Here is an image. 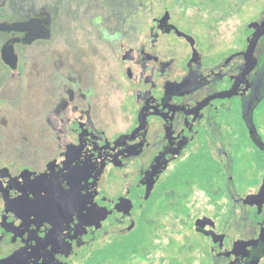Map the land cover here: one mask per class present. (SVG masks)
<instances>
[{
	"label": "flooded vegetation",
	"instance_id": "flooded-vegetation-1",
	"mask_svg": "<svg viewBox=\"0 0 264 264\" xmlns=\"http://www.w3.org/2000/svg\"><path fill=\"white\" fill-rule=\"evenodd\" d=\"M93 1L0 0V262L32 233L45 235L29 216L35 206L54 205L99 208L58 251L62 263L89 260L142 222L154 254L166 226L151 210L157 189L166 196L171 177L198 172L207 153L221 177L212 187L225 198L210 199L211 215L193 219L200 241L184 249L189 264H264V149L244 118L251 110L244 103L256 94L245 88L264 66V12L243 42L212 57L215 47L182 29L167 5ZM77 22L91 29L83 35ZM263 102L253 110L264 140ZM243 140L252 146L244 168L236 149ZM104 154L111 159L93 187V159L103 162ZM167 158L153 181L148 174ZM171 259L170 252L138 264Z\"/></svg>",
	"mask_w": 264,
	"mask_h": 264
},
{
	"label": "rangeland",
	"instance_id": "rangeland-1",
	"mask_svg": "<svg viewBox=\"0 0 264 264\" xmlns=\"http://www.w3.org/2000/svg\"><path fill=\"white\" fill-rule=\"evenodd\" d=\"M49 1V0H46ZM141 3H153L156 11H163L164 6L173 15L178 25L185 30L192 32L194 35L201 37L212 49L210 56L219 55L228 51L229 47L237 46L244 41L247 30H254V25L257 24L259 16L264 12V0H136ZM109 3V0H94L92 5H100ZM142 9V8H141ZM92 20L95 22L97 18L94 16ZM77 26L82 28V34L91 27L85 22L78 23ZM93 35L95 31L92 27ZM255 31V30H254ZM203 46L207 45L204 41ZM261 107H264V102ZM264 112V110H262ZM264 124V120H263ZM264 130V125L262 126ZM237 151L241 156L237 163L244 168L250 163V156L245 151L252 150L249 142L238 141L236 143ZM203 164L199 167L198 172L188 173L180 171L171 177V181L167 183L169 187V198H166L164 187L161 186L156 191V196L153 199V207L151 210L156 216H162V221L166 226L157 234L155 242L159 243L154 254L140 260L133 258L123 264H138L140 262H151L152 260L165 259L164 246L172 240L176 245L171 250V264H189L192 257L185 254V248L188 250L190 246L194 247L198 244L200 237L195 233V228L192 229L193 219L203 212L211 215V207L208 205L210 199H224L222 192H215L212 187L213 182L219 187V165L214 162L207 153L204 154ZM209 157V158H208ZM245 179L242 177L237 183L238 189H243ZM209 182H211L209 184ZM173 192L176 197H173ZM150 210V211H151ZM149 211V212H150ZM188 215L186 222L180 221L183 216ZM154 227H152L153 229ZM157 228V227H156ZM155 228V229H156ZM147 230V226L140 223L137 228L128 237H124L118 244L125 246H135L139 239H142L143 234ZM112 247V246H111ZM109 249V248H108ZM110 252V251H109ZM96 253L93 254L95 256ZM89 256L82 255L75 261L78 264H84ZM175 258V259H174ZM176 258H178L176 260Z\"/></svg>",
	"mask_w": 264,
	"mask_h": 264
},
{
	"label": "water",
	"instance_id": "water-1",
	"mask_svg": "<svg viewBox=\"0 0 264 264\" xmlns=\"http://www.w3.org/2000/svg\"><path fill=\"white\" fill-rule=\"evenodd\" d=\"M261 25L264 27V21H262ZM179 32L189 38H193V36L186 34L181 30H179ZM245 89L247 90V95L250 91L252 93L256 91V94L244 103V107L251 109L244 110V118L250 128L252 140L261 149H264V140L259 134L258 127L254 121L255 110H253L264 99V66L255 80L248 84ZM239 93L245 95V90L240 91ZM148 113L149 112L145 113V119ZM97 154L94 153V155ZM171 157H174V155L172 154ZM98 159H102L103 162L98 163L93 159V169L91 174L93 187L97 184L104 165L110 161L111 157H107L104 154L102 157H98ZM170 159L172 158L164 160L158 159V162L163 160L162 162L165 163L162 165L161 163H156V166L152 168V172L148 174V176L153 181H156ZM76 190L78 194L83 191L79 187H77ZM98 211L99 208H95L90 204L80 205L77 211L70 212L65 211L61 205L33 207L31 210V216H29V225L31 228H40L41 231L45 232V235L40 236L32 233L28 242L21 249L1 261L0 264H65L57 258L58 251L68 243L75 233L90 223L95 218ZM202 222H204L202 218L196 221V229L198 231H201Z\"/></svg>",
	"mask_w": 264,
	"mask_h": 264
},
{
	"label": "trees",
	"instance_id": "trees-1",
	"mask_svg": "<svg viewBox=\"0 0 264 264\" xmlns=\"http://www.w3.org/2000/svg\"><path fill=\"white\" fill-rule=\"evenodd\" d=\"M173 197H176L174 192ZM166 198H169V193ZM175 245L176 244L174 242L171 243V250L175 247ZM171 250L168 252L166 258L170 256ZM148 256L149 249H147V245L145 244L144 239H142L138 241L135 246L128 247V245L125 246V244L112 245V247H109L107 250L97 252L95 256H92L84 264H123L133 258L143 260Z\"/></svg>",
	"mask_w": 264,
	"mask_h": 264
}]
</instances>
